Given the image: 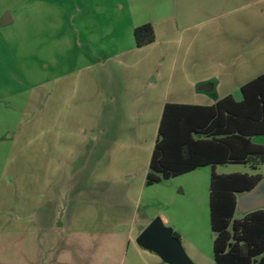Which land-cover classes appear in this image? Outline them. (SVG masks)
I'll list each match as a JSON object with an SVG mask.
<instances>
[{"label": "crops", "instance_id": "crops-1", "mask_svg": "<svg viewBox=\"0 0 264 264\" xmlns=\"http://www.w3.org/2000/svg\"><path fill=\"white\" fill-rule=\"evenodd\" d=\"M194 1H74L76 18L72 19L70 27L77 33H85L78 35V42L108 47L112 51L102 62L96 60L92 64L94 68L109 67L108 73H86L73 81L74 93L81 91L87 111L104 113V121L100 125L89 123L87 131L85 128L80 131L81 126H78L77 135L85 144L86 167L73 168L74 172L64 178L57 173L55 188L64 191L65 185L69 187L66 189L70 190L71 198L62 218L66 223L77 225L72 231L81 235V239L111 241L127 235L122 256L126 264H166L135 243L152 217L141 223L136 233L133 229L122 230L123 225L135 219L134 208L143 195L149 199L145 178L165 105L208 107L226 97L239 102L242 100L241 87L264 74V22L260 21L264 20V7L236 17V9L224 11L222 2L203 5L193 4ZM145 24L152 26L154 41L136 47L133 31ZM206 83L213 85L212 92L198 90ZM237 96L240 99H236ZM152 118L153 128L150 124L146 128L145 119ZM147 140L149 143L145 147ZM250 141L264 147V135L254 136ZM227 165L247 166L250 172H217V167ZM209 168V178L212 171L218 175L259 174L262 180L255 189L264 182L261 172L264 165L255 169L243 164ZM97 191L105 199L92 202L96 207L91 212V203L87 206L81 202L89 193ZM245 194L247 192L236 195L235 210L239 197ZM191 201L196 204L204 201V183ZM262 209L264 206L249 209L244 216ZM159 216L179 235L185 253L194 264H214L213 255L204 251L205 222L202 225L195 217H189L179 223L163 214ZM122 261L123 258L120 264Z\"/></svg>", "mask_w": 264, "mask_h": 264}, {"label": "rangeland", "instance_id": "rangeland-1", "mask_svg": "<svg viewBox=\"0 0 264 264\" xmlns=\"http://www.w3.org/2000/svg\"><path fill=\"white\" fill-rule=\"evenodd\" d=\"M74 1L0 0V21L5 14L12 20L10 24H0V264H120L121 258L126 264L122 256L127 235L111 241L81 239L72 231L77 225L62 218L71 198L66 189L69 187L65 185L64 191L55 188L57 173L64 178L73 170L86 167L85 144L77 135L78 126L80 131H87L89 123L100 125L104 121V113L87 111L81 91L74 93L73 81L86 73H108L109 67L94 68L92 64L96 60L102 62L112 51L78 42V35L85 33L70 27L76 18ZM196 2H222L224 11L236 9V17L264 7V0H196L193 4ZM148 124L153 128V118L145 119L146 128ZM148 143L149 140L145 147ZM210 169L148 186L149 199L143 195L134 208L135 219L123 225L122 230L133 229L136 233L141 223L151 217L160 218L159 214L179 223L195 217L202 225L205 222L204 251L213 255L208 202ZM234 171L249 173L250 169L239 165L217 167V172ZM261 172L264 174V170ZM203 183L204 201L192 203ZM136 195L139 198V192ZM242 197L234 219L243 218L247 210L248 203ZM104 199L97 191L89 193L81 203H91L93 212L96 206L92 202Z\"/></svg>", "mask_w": 264, "mask_h": 264}, {"label": "trees", "instance_id": "trees-1", "mask_svg": "<svg viewBox=\"0 0 264 264\" xmlns=\"http://www.w3.org/2000/svg\"><path fill=\"white\" fill-rule=\"evenodd\" d=\"M136 47L154 41L150 24L133 31ZM242 100L231 97L213 106L166 104L159 123L145 185L226 164L264 165V147L252 144L264 135V74L241 87ZM259 174L209 178V222L214 264H264V209L234 219L236 195L253 190ZM173 236L180 240L173 231Z\"/></svg>", "mask_w": 264, "mask_h": 264}, {"label": "water", "instance_id": "water-1", "mask_svg": "<svg viewBox=\"0 0 264 264\" xmlns=\"http://www.w3.org/2000/svg\"><path fill=\"white\" fill-rule=\"evenodd\" d=\"M10 21L9 15L5 14L0 24L6 25ZM198 90L212 92L213 85L206 83L198 87ZM243 198L248 203L247 210L264 206V182L256 189L248 191ZM135 243L139 248L158 256L166 264H194L185 254L180 240L173 236V230L158 217L141 231Z\"/></svg>", "mask_w": 264, "mask_h": 264}]
</instances>
